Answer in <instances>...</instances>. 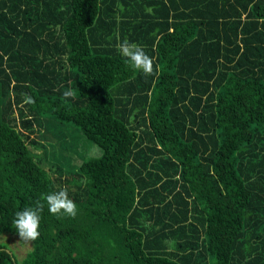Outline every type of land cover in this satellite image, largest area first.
Returning <instances> with one entry per match:
<instances>
[{
	"label": "trees",
	"instance_id": "trees-1",
	"mask_svg": "<svg viewBox=\"0 0 264 264\" xmlns=\"http://www.w3.org/2000/svg\"><path fill=\"white\" fill-rule=\"evenodd\" d=\"M61 187L0 264H264V0H0V236Z\"/></svg>",
	"mask_w": 264,
	"mask_h": 264
},
{
	"label": "clouds",
	"instance_id": "clouds-1",
	"mask_svg": "<svg viewBox=\"0 0 264 264\" xmlns=\"http://www.w3.org/2000/svg\"><path fill=\"white\" fill-rule=\"evenodd\" d=\"M116 48L119 54L130 62V67L133 70L141 72L145 77L155 74L154 59L146 53L143 46L123 39L117 43ZM63 95L69 97L72 92L65 91ZM26 102L32 103V99L26 97ZM41 200L36 201L34 207H25L14 214L13 227L25 243L39 238L41 212L45 203L48 206V211L53 215L75 218L78 213L76 203L69 198L67 187H61L58 191L48 193L42 196Z\"/></svg>",
	"mask_w": 264,
	"mask_h": 264
},
{
	"label": "rangeland",
	"instance_id": "rangeland-1",
	"mask_svg": "<svg viewBox=\"0 0 264 264\" xmlns=\"http://www.w3.org/2000/svg\"><path fill=\"white\" fill-rule=\"evenodd\" d=\"M66 126H69V128L64 127V128H67L66 129L67 131L64 130L65 135H67L68 133V136H71V138L74 139L73 140L74 141V148H73L74 153L71 155V159L72 160L75 159V161L78 162V163H75L74 165H78L84 160H87L88 158L96 157L100 154V149L94 146L93 144H91L90 142H87L86 140H84V138L81 136L80 133L78 135L77 132L75 131L76 129L74 126L69 125V124ZM38 142L41 143L42 145L45 144V142H42L41 139H39ZM61 143L62 141L61 142L57 140L55 141V144H57L56 146L61 145ZM30 149L33 150L32 148ZM33 151L37 153L41 152V150L40 151L33 150ZM51 163L52 161L49 160V163L45 164V167L49 168ZM0 243L7 244L8 249L13 250L19 256V258L24 257L26 253L31 249V242L25 243L24 241L21 240L19 236L9 235L8 233H4L0 236Z\"/></svg>",
	"mask_w": 264,
	"mask_h": 264
}]
</instances>
